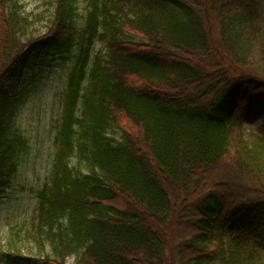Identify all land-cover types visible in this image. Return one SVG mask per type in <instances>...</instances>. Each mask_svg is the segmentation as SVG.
<instances>
[{"label": "trees", "instance_id": "trees-1", "mask_svg": "<svg viewBox=\"0 0 264 264\" xmlns=\"http://www.w3.org/2000/svg\"><path fill=\"white\" fill-rule=\"evenodd\" d=\"M78 4L57 0L42 44L73 61L36 192L44 264H264V123L246 131L264 0H87L82 26ZM22 9L0 0V198L30 147L10 92L34 44Z\"/></svg>", "mask_w": 264, "mask_h": 264}, {"label": "rangeland", "instance_id": "rangeland-1", "mask_svg": "<svg viewBox=\"0 0 264 264\" xmlns=\"http://www.w3.org/2000/svg\"><path fill=\"white\" fill-rule=\"evenodd\" d=\"M16 1L23 6V16H30L33 21L28 33L34 44L25 52V64L17 69L10 90L15 126L27 133L30 147L20 159L19 170L11 186L0 198V264H44L45 258L39 254L34 241L36 192L50 178L54 129L60 120L61 99L73 61H62L43 52V37L49 31L57 0ZM78 2V24L82 26L87 0ZM104 48L101 42H97L94 53L103 52ZM263 111L264 107L256 110L247 120L248 133L257 131L262 124ZM116 139L119 140L118 137ZM77 163L74 158L71 166L77 167ZM244 216L232 223L230 234L245 222ZM13 255H20V260L15 262ZM76 262L74 256L66 264Z\"/></svg>", "mask_w": 264, "mask_h": 264}]
</instances>
